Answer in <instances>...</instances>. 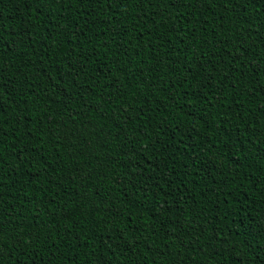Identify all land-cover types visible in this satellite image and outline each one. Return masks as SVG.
<instances>
[{
	"label": "trees",
	"instance_id": "obj_1",
	"mask_svg": "<svg viewBox=\"0 0 264 264\" xmlns=\"http://www.w3.org/2000/svg\"><path fill=\"white\" fill-rule=\"evenodd\" d=\"M0 13V44L16 40L14 54L0 49L4 207L18 196L21 206L39 207L40 223L50 221L40 240L51 234L60 248L50 258L48 245L37 243L28 256L37 264L41 257L52 264H264V26L253 19L246 31L240 9L225 12L220 0L194 8L121 0L111 9L89 0L43 9L35 0H0ZM29 33L36 43L27 44ZM81 48L89 76L61 80ZM185 56L195 68L196 56L211 58L215 68L194 69L192 79ZM222 75L229 79L221 83ZM181 76L189 78L184 87ZM74 128L95 138L71 135ZM136 163L146 171L133 187L127 177ZM145 176L173 183L154 180L145 193ZM157 183L176 191L163 196ZM8 227L5 247L13 243ZM11 255L28 264V256Z\"/></svg>",
	"mask_w": 264,
	"mask_h": 264
},
{
	"label": "snow or ice",
	"instance_id": "obj_2",
	"mask_svg": "<svg viewBox=\"0 0 264 264\" xmlns=\"http://www.w3.org/2000/svg\"><path fill=\"white\" fill-rule=\"evenodd\" d=\"M56 0H35V3L37 5L38 9L48 8L53 3H55ZM79 3L83 4L84 0H78ZM89 2L100 4L104 3L105 6L108 9L112 8V4L116 3L117 5L121 2V0H89ZM123 2L127 3L128 0H123ZM152 0H134V4L137 7L143 6L145 3L151 4ZM202 0H167V7L170 8H177V7H188V8H194L196 5L201 4ZM212 2H216V0H212ZM204 4L208 3V0H203ZM220 4L223 6L225 12L231 11L232 13H236L237 9H240V16L242 19L246 18L249 23V28L246 29V31H250L253 27L252 20L255 19L257 22V26H264V0H220ZM228 5H231V8L228 7ZM251 9V11H249ZM2 15V13H0ZM154 15H159V12H155ZM114 18V16H113ZM198 19V17H197ZM218 19H223V16L218 17ZM119 21H117V24ZM111 27L116 28V25H111ZM220 27H223L221 24ZM172 31L176 30V26L173 25L170 29ZM183 31V29H180ZM194 30V29H193ZM78 35V34H77ZM113 36H120L121 33L119 29L112 32ZM259 35V33H258ZM27 37V44H33L36 43L35 40L32 38V34H26ZM3 38V33L0 32V40ZM21 42H25V37H21ZM39 39L41 41L45 40L44 36H40ZM90 43V41H89ZM222 43V41H221ZM16 44V40L13 39L11 44L9 45H3L0 44V49H4V54L6 55L8 52L15 53L16 49L13 47V45ZM105 47H107L105 45ZM84 50L81 48L79 52L76 50H73V58L75 60V63L73 64V60L69 59L67 61V70L62 73L61 80L64 79V77H67L71 81H76L78 79H83L84 77L89 76V72L87 71V65L91 64V60L89 59L88 55L83 54ZM127 49H124L122 51V55H126ZM204 56H207V53L204 54ZM204 56H196L195 62L199 63V68H195V65L193 62L185 56V64L188 68V74L191 76L192 79H195V75L200 74V70L207 65L208 67L215 68V64L212 62V59L209 58L207 60L204 59ZM234 59H239V56L234 57ZM201 61H203L201 63ZM173 65L178 64V61H173ZM226 63V62H225ZM154 67V65H153ZM195 69V75H192L193 71ZM173 71H177V69L174 67L172 69ZM219 71V69H216ZM238 70V69H236ZM225 72L229 71L227 68L224 69ZM259 73H257L258 75ZM94 76V73H93ZM158 79V77H157ZM229 77L227 75L221 76V83L228 80ZM204 80L207 81L208 77L205 76ZM189 83L188 76H181L180 77V86L184 87V85ZM238 83L237 80H233L231 87L235 94V88L236 84ZM75 86V85H73ZM149 88L152 87L151 84L147 85ZM163 91V88L160 89ZM223 91V89H221ZM250 94V93H249ZM198 99H203V97H198ZM137 104L140 103L139 100L136 101ZM129 108H132L133 111H137V109L133 108L132 104L128 105ZM140 112L143 111V108L139 109ZM79 113H76L74 115H78ZM73 117L70 115L68 117L69 120H71ZM103 129H101L102 131ZM69 133L71 135L80 136L84 133H87L88 136L95 138V134L88 131L87 128L81 130L79 128L70 129ZM2 130H0V135H2ZM15 135V133H13ZM182 139V138H181ZM191 147H195V145H191ZM94 150V149H93ZM104 165H101L103 167ZM158 167V166H156ZM132 168L135 170L134 173L129 174L127 177V182L129 184H132V181L137 177L143 175V173L146 171L139 163L133 164ZM145 183L147 184V187L142 188V191L147 193L148 189L152 187V184L155 181H164L166 185H171L173 183L172 180L164 177H151V176H145L144 177ZM133 187H135L134 184H132ZM9 187H15V182L10 185ZM157 187L159 188V191L163 194V196H171L173 192L176 191L175 188H164L160 187L157 183ZM6 194L5 185L3 183L2 175H0V264H5V253L7 252L8 261L10 264H17L16 261L12 260V253L15 252L19 255H25L28 256L27 250L32 249L33 245L40 243L41 245L47 244L48 248L50 249L48 256L50 258H54L55 253L60 251L59 245L57 244L56 240L53 239V235L44 233L45 239L43 241L40 240V233L44 232V229L47 227V223L50 221L40 223V209L39 207H33L28 208L26 205L21 206L20 201L22 200V197H16L17 203L12 204L10 207H4L5 201L4 196ZM99 196V193H97ZM161 205L163 206L164 211H167L171 205H169L167 199H161L160 200ZM19 209V210H17ZM51 211V210H49ZM26 213H32V215H28ZM184 213H181V216H183ZM29 219H33L37 221L36 224H33L32 226H28L26 223H22V221H27ZM6 225H9L10 227L7 228V236L8 239L13 240V243L7 245L5 247L3 245V240L5 238L6 233ZM184 227V224H180V228L182 229ZM23 229V231H21ZM222 230H217V233ZM229 232L232 236H237L238 233L233 232L231 229H229ZM58 235V233L56 234ZM217 239L221 240L222 243L227 244L228 241L226 238L220 237L217 234ZM243 243V241H241ZM227 250V249H226ZM28 264H37V261L35 258L28 256ZM40 264H52L51 259H44L41 257ZM98 264H107L106 261L98 260Z\"/></svg>",
	"mask_w": 264,
	"mask_h": 264
}]
</instances>
